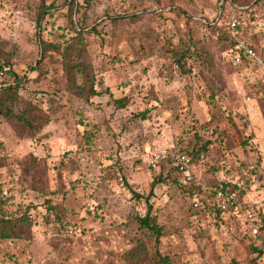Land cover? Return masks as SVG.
Instances as JSON below:
<instances>
[{
  "label": "rangeland",
  "instance_id": "obj_1",
  "mask_svg": "<svg viewBox=\"0 0 264 264\" xmlns=\"http://www.w3.org/2000/svg\"><path fill=\"white\" fill-rule=\"evenodd\" d=\"M244 1L55 0L41 35L64 53L41 48L44 0L4 1L0 86L12 71L21 77L12 108L33 125L0 114V216L26 219L18 237L0 238V264H128L140 245L142 264H264L240 214L200 215L169 167L146 162L152 149L208 141L195 158L203 179L216 170L236 180L241 164L254 162L259 179L246 199L264 207V0ZM127 15L136 17L117 18ZM232 18L261 63L228 60ZM94 25L79 38L91 95L84 76L67 69L79 55L64 49L77 46V28ZM148 196L159 242L138 221Z\"/></svg>",
  "mask_w": 264,
  "mask_h": 264
},
{
  "label": "trees",
  "instance_id": "obj_2",
  "mask_svg": "<svg viewBox=\"0 0 264 264\" xmlns=\"http://www.w3.org/2000/svg\"><path fill=\"white\" fill-rule=\"evenodd\" d=\"M51 0H44V9L41 11L39 18H38V29H39V37H40V45L41 48L43 50V52L47 53L49 51H57V52H61L64 53L60 46L47 42L41 35V29H42V20L44 18V13L48 12L49 9H51L52 7H54L55 4V0H52L50 3H47ZM223 2L221 3V5L223 6L225 2H229L231 5L240 7L241 5L245 4L244 0H222ZM71 4V12L73 13V10L76 7V2H70ZM78 7V6H77ZM47 8V10H45ZM239 12H243V10H238ZM127 17H136V15H127V16H120L117 18L120 19H125ZM115 18V19H117ZM233 19V18H232ZM232 19L228 20L227 22V28H225V32H226V36L227 38L230 39L231 42V46L229 48V51H227V56L229 57V61H231V50L235 49V39L232 36V29H231V22ZM240 28V25H238L237 30ZM77 36H78V43L77 46H68L66 47L64 50L68 52L69 54H76L79 55L80 60H77L75 62H73L72 64L67 66V69L70 71H73L74 74L75 73H81L82 76H84V82L86 84V86L84 85V88L89 92V94L93 95L96 94V89H95V80L94 77L92 76L91 70H90V64L81 59V54L82 51L85 50V47H81L79 46V44H84L82 43L83 41H80L79 38H82V33L85 31H97V27L96 25H94L92 28H88V29H81V28H77ZM253 46V45H252ZM252 64V60H250L249 58L245 57L244 58V63L242 65L244 66H250ZM3 68V67H1ZM36 68V67H35ZM11 72V69H10ZM11 75H14V78L12 79V81L8 84H2V86H0V114L14 119L18 122H23L24 125H28V126H32L33 122L32 119L28 118L26 116V113H15L14 109L12 108V103L14 101L18 102V98H19V89L22 86V81H21V77L16 73V72H11ZM73 80L76 82L75 77H73ZM73 81V82H74ZM82 88V87H81ZM115 103L117 104V106L119 108H123L127 105L128 103V98L127 97H122V98H118L115 100ZM17 104V103H16ZM36 107H31L30 110L33 111L35 110ZM222 144V143H221ZM223 144H225V146L228 148V146L226 145V141L223 142ZM211 147V143L210 142H206L203 145L198 146L196 143H194L192 145L191 148H187V151L193 155L194 158H199L200 153H202V150H208V148ZM204 152V151H203ZM248 164L244 163L241 164V166H247ZM163 166V165H162ZM161 166V168H162ZM164 167H169L167 174H173L175 176H173V179L176 181V179L178 180V184L180 185V187L183 188V190L189 195V197L191 198V202L193 201V198L196 195V192H198L199 187L195 186V185H186L184 184V182L181 180L180 176V172L178 171V169L169 164V165H164ZM219 167L215 168L218 169ZM216 170L212 171V173H210L209 176L204 177L205 180H207L209 183L213 184V185H218V180L217 178L213 175L214 172ZM163 173H161L157 179H155L152 182V186L154 187L156 185V183H158L159 181L161 182ZM128 184V183H126ZM224 186V188L228 189V190H234V189H239L243 195L246 194L247 189L249 188H243V187H238V185L234 182H222L220 183ZM129 186V185H128ZM138 197H140V195H137ZM147 202L149 204V208L148 211L146 213V215L142 216V217H138V221L140 223V225L143 228H147L150 232H152L155 235L156 238V242H159L161 236L163 235V227L161 225H159L158 223H153L152 222V209L153 206L150 203V197H147ZM191 209H193L194 211H198L200 215L202 216H210V217H215L219 220L223 219V215L228 214L231 215L228 212L222 211L220 209H218L217 207L213 206V207H209V208H205L202 210L199 209H195L191 203ZM26 222L25 217H6V216H0V238H16L19 235V231L17 229V227L21 229V227L23 226V224ZM30 222V221H29ZM30 224V223H29ZM244 235V234H243ZM246 235H244L243 237H245ZM250 244L251 246L254 248L255 251L258 252H262V250L258 247L255 246L254 244V240L250 237ZM146 252L145 247H141L138 246L134 251L129 252L128 254H126V258L127 260L130 262L128 264H142L140 262H137L138 260L143 261L142 259V255ZM168 258H162L161 260L164 262H168L167 261Z\"/></svg>",
  "mask_w": 264,
  "mask_h": 264
},
{
  "label": "built area",
  "instance_id": "obj_3",
  "mask_svg": "<svg viewBox=\"0 0 264 264\" xmlns=\"http://www.w3.org/2000/svg\"><path fill=\"white\" fill-rule=\"evenodd\" d=\"M4 1L0 0V9ZM237 28L238 20L234 18L231 22L232 36L235 39V49L231 50L232 63L239 66L244 63L245 57L252 62L261 63L254 47L245 38L238 36ZM204 156L202 152L199 158L203 159ZM146 162L149 167L154 169L171 164L180 172L184 184L199 187L192 201L195 209L202 210L215 206L230 214H240L245 224L243 234L251 237L255 246L264 253V207L250 203L238 188L228 190L220 183L216 186L203 179L198 160L182 145L152 149L147 153ZM258 179L257 165L251 162L240 168L238 179L234 183L238 187H249L248 189H250Z\"/></svg>",
  "mask_w": 264,
  "mask_h": 264
},
{
  "label": "crops",
  "instance_id": "obj_4",
  "mask_svg": "<svg viewBox=\"0 0 264 264\" xmlns=\"http://www.w3.org/2000/svg\"><path fill=\"white\" fill-rule=\"evenodd\" d=\"M217 178V180H218V183H222L223 181L224 182H226V183H228V182H235V181H237V179H238V177H237V179L236 180H231V181H227V180H230V179H224V180H221V179H218V177H216ZM249 191H250V189H247V192H246V194H245V196H246V198H248L249 197ZM231 217V215H228V214H225V215H223V219H222V221H224V220H227L228 218H230ZM219 221H221V220H219Z\"/></svg>",
  "mask_w": 264,
  "mask_h": 264
}]
</instances>
